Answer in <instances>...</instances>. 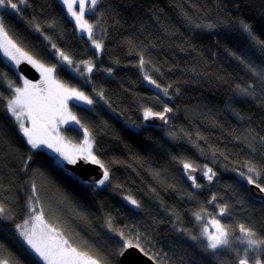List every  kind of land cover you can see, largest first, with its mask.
<instances>
[{
	"label": "trees",
	"instance_id": "16d2710c",
	"mask_svg": "<svg viewBox=\"0 0 264 264\" xmlns=\"http://www.w3.org/2000/svg\"><path fill=\"white\" fill-rule=\"evenodd\" d=\"M0 19L17 47L93 99L70 108L109 173L104 185L85 181L53 151L28 144L5 107L21 73L0 49V206L7 209L0 261L44 264L16 227L32 207L101 264H121L124 240L137 236L159 264H237L245 244L231 245L229 237V248L208 250L198 232L197 214L219 216L221 208L235 240L241 224L264 239V201L247 182L252 176L264 188V0H98L85 19L103 39L99 60L61 0H27L19 12L0 8ZM241 22L251 25V36ZM57 49L72 59V70ZM85 61L93 71L80 75L75 67L84 71ZM165 107L172 111L164 125L146 122V108ZM64 133L83 138L77 126ZM184 163L199 170L195 182ZM247 259L264 264V245Z\"/></svg>",
	"mask_w": 264,
	"mask_h": 264
},
{
	"label": "snow or ice",
	"instance_id": "6c2138e0",
	"mask_svg": "<svg viewBox=\"0 0 264 264\" xmlns=\"http://www.w3.org/2000/svg\"><path fill=\"white\" fill-rule=\"evenodd\" d=\"M26 3L27 0H0V8H10L15 12H19L20 6L25 5ZM62 3L66 6V10L70 16L74 18L75 24L78 26L79 30L82 33H86L87 38L92 41V44L97 50L102 49L103 45L99 41L93 39L94 26L85 19L86 5L89 7V11H91V9L96 7L98 0H62ZM77 7L79 8V11L76 10ZM241 27L249 34V36L252 35L251 25L241 22ZM258 42L264 44V40ZM53 47H55V45H53ZM0 48L4 50L5 55L14 61L17 66H19L22 61H27L28 64L39 70L42 76L40 83H32L30 80L21 77L23 87H15L12 97L5 98L6 110L19 123V128L27 138L28 144H30L32 148H40L43 146L52 149L57 157L58 163L61 165L65 162L68 165H77L81 160L85 164L91 163L99 165L104 171L102 178L96 181V183L98 185H104L105 182L109 180L108 170L92 152V142L89 139L90 133L88 132V129L80 124V121L74 114H72L68 107L69 100L92 105L94 103L93 99L88 95H85L84 92L79 91L76 88H70L55 79L54 67H46L44 64L33 59L32 56L17 47L15 43L8 39V33L5 30L2 19H0ZM57 53L60 60L65 62L68 70H72V59L58 49ZM83 63L85 66L84 71H81L80 67L77 66L75 67V72L80 75H84L85 72L91 73L94 65L90 61H85ZM143 65L144 60L141 58L140 66L143 67ZM145 79L150 85L160 89V85L157 84L155 80L151 79V77L145 75ZM162 91L164 95L168 94L167 88H164ZM242 91L247 94L246 89ZM99 95L103 96V93H100ZM171 111L172 109L168 107H165L162 112H153L151 108H146L143 117L145 120L153 117L165 120V114ZM25 120L30 122V127L25 126ZM69 122H71L72 126H79V128L82 129L85 139L81 145H70L65 142L64 138L59 134V126L62 124H69ZM183 167L185 170L195 171L193 166L189 163H184ZM248 171L255 172V169L249 168ZM209 173H212L210 168L207 169L204 175L211 180L212 175L215 174L212 173V175H209ZM240 175L243 176L244 173H241ZM189 178L193 180L195 179L191 175H189ZM247 182L249 184L256 183L252 176L247 177ZM256 186L264 192V188H261L259 184ZM32 188L33 193H35V184L32 185ZM127 199L137 208L140 206L135 199H131V197H128ZM6 212L7 209L4 206H0V217H4ZM31 212L33 213L30 217L31 226H29V220H25L22 224H18L16 227L26 245L44 262H46V264H100L98 260L77 252V250L72 248L66 240L60 239L58 234H56V230L50 227L44 220L42 211L39 214H36V209L32 207ZM225 213L226 208H221L219 210L220 215H224ZM200 218L199 214H197V219ZM211 223L215 227V233H210L207 229H205L203 233L207 238V249L216 250L221 247H228L230 244L228 238L229 233L220 225L219 221L213 220ZM238 231L241 235L237 237V239L240 243L245 244L246 247L244 249L245 258L239 259L237 264H249L247 252L251 249L258 250L264 245V239H257L256 233L251 228L245 227L243 224L238 226ZM120 235L123 237V232H121ZM192 238L196 239V237ZM133 249L144 256H149L148 251L141 246L138 236L135 239H125L118 255L119 257L124 258L126 255H130V252ZM0 264H8V262L0 261ZM254 264H261V261L256 259L254 260Z\"/></svg>",
	"mask_w": 264,
	"mask_h": 264
},
{
	"label": "rangeland",
	"instance_id": "374dc122",
	"mask_svg": "<svg viewBox=\"0 0 264 264\" xmlns=\"http://www.w3.org/2000/svg\"><path fill=\"white\" fill-rule=\"evenodd\" d=\"M61 2H62V0H61ZM65 6V5H64ZM66 7V6H65ZM76 10L77 11H79V8L77 7L76 8ZM92 10V9H91ZM89 12V7L86 5V7H85V17H86V15H87V13ZM68 13V12H67ZM69 14V13H68ZM69 16H70V14H69ZM71 17V16H70ZM72 18V17H71ZM72 20H74V18H72ZM74 22H75V20H74ZM76 25V24H75ZM76 27H77V30H78V32L80 33V34H82V35H84V36H86L87 37V35H86V33H82L80 30H79V28H78V26L76 25ZM98 35H100V34H98ZM98 35H96V34H94V32H93V39H95V40H97V41H99L102 45H103V39L101 38V39H99L98 38ZM101 36V35H100ZM8 39H10L11 41H12V39L10 38V36L8 35ZM90 40V39H89ZM13 42V41H12ZM90 42H91V44H92V41L90 40ZM93 45V44H92ZM93 47H94V45H93ZM95 48V47H94ZM1 49V52H2V55H3V57H4V59L6 60V62L7 63H9L11 66H13L16 70H18V66L15 64V62L14 61H12L7 55H5V53H4V50L2 49V48H0ZM95 50H96V52H97V60H99L100 59V57H101V55H102V52H103V47H102V49H100V50H97L96 48H95ZM33 59H35V58H33ZM40 62V61H39ZM41 63V62H40ZM42 64H44V63H42ZM46 67H52V66H49V65H47V64H44ZM21 77H23V78H26V79H28L27 77H25L24 75H22V74H20V78ZM54 77H55V79H57L58 81H60L61 83H63L60 79H58L57 78V76L55 75V73H54ZM29 80V79H28ZM32 83H33V81L32 80H30ZM64 85H66V86H68L67 84H65V83H63ZM18 87H23V82H22V79H21V85L20 86H18ZM155 87V86H154ZM70 88H72V87H70ZM156 88V87H155ZM157 89V88H156ZM77 90H79V89H77ZM160 90V89H159ZM79 91H81V90H79ZM83 92V91H82ZM86 95V94H85ZM72 102H74V103H76V104H79V105H84V103L83 102H77V101H74V100H69V102H68V107H69V110L72 112V114H74L76 117H77V115H76V113L70 108V103H72ZM77 119H78V117H77ZM79 120V119H78ZM69 125H71V122H69V124H62V125H60L59 126V134L64 138V140H65V142H67V143H69L70 145H81L82 143H83V140L85 139V137H84V135H83V138H82V140L80 141V142H74V140H72V139H69V138H67L66 136H65V133H64V129H65V127L66 126H69ZM25 126H29L30 127V122H28L27 120H25ZM77 127H79V126H77ZM82 130V129H81ZM83 132V131H82ZM89 132V131H88ZM89 139L91 140V142H92V152H93V154H94V142H93V138L91 137V135L89 136ZM40 148H43V149H45V150H48V151H52V149H48V148H46V147H40ZM95 155V154H94ZM56 156V155H55ZM56 158V160H57V157H55ZM58 162V161H57ZM207 169H209V168H207ZM202 172H204V170L202 171ZM206 172V171H205ZM204 172V173H205ZM209 175H212V173H209ZM203 176H204V178L205 179H207V177L203 174ZM212 177H213V175H212ZM128 197H126L125 199L129 202V200L127 199ZM131 199H134V198H132L131 197ZM130 203V202H129ZM131 204V203H130ZM40 212H37L36 211V214H39ZM33 215V213L31 212V209H29L28 211H27V213H26V215L23 217V219L21 220V222L19 223V224H22L25 220H29V226H31V221H30V217ZM44 216V215H43ZM201 218L200 219H198L197 220V225H198V232H199V235H200V237L201 238H204L205 240H207V238H206V236L205 235H203V233H204V230L205 229H207L208 230V232H210V233H215V227L213 226V224L211 223L213 220H216V221H219V223H220V225L221 226H223L224 228H225V230L229 233V237H232V239L234 240V243H232L231 241H230V239H229V241L231 242V245H234L235 244V242L237 241L238 242V239H234V237L232 236V229H231V231L224 225V223H223V221H222V219L220 218L221 217V215H219V216H210L209 214H207V213H202L201 215H199ZM210 217V218H206V217ZM44 220L46 221V223L50 226V227H52V228H54L55 230H56V234H58V236H59V238L60 239H63V240H66L67 242H68V240L62 235V233L59 231V230H57L55 227H53L47 220H46V218L44 217ZM228 237V238H229ZM22 238V240H23V237H21ZM24 241V240H23ZM68 244L72 247V248H75V247H73L69 242H68ZM231 247V246H230ZM221 248H224V247H221ZM227 248H229V247H227ZM76 249V248H75ZM219 249V248H218ZM245 249V248H244ZM244 249H242V251L244 250ZM77 250V252H79V253H81V254H84V255H86V256H88V257H90V258H92L91 256H89V255H87V254H85V253H83V252H81V251H79L78 249H76ZM241 251V252H242ZM241 252H240V255H241V257L242 258H245V256H243L242 254H241ZM35 254V253H34ZM36 255V254H35ZM44 264H46V262H44L38 255H36ZM92 259H94V258H92ZM96 260V259H95ZM252 263V262H251ZM9 264V263H8ZM101 264V263H100Z\"/></svg>",
	"mask_w": 264,
	"mask_h": 264
},
{
	"label": "water",
	"instance_id": "95a60500",
	"mask_svg": "<svg viewBox=\"0 0 264 264\" xmlns=\"http://www.w3.org/2000/svg\"><path fill=\"white\" fill-rule=\"evenodd\" d=\"M18 71L31 80H36L40 76L39 71L32 65L28 64L27 61L21 62V64L18 66ZM169 113L170 112L165 114V120H161L158 117H153L146 120V122L151 124L164 125ZM65 166L66 168L77 174L81 179L89 182H96L101 179L104 171L102 168H100L99 165L91 163L85 164L82 160L78 162L77 165H68L67 163H65ZM193 168L195 169V171L186 170L188 175L195 176L199 173V170L197 168ZM208 184H211V180L209 179ZM257 184L258 183L250 184V190L254 197L264 201V192H262L260 188L256 186ZM260 187L263 188L261 185ZM120 262L121 264H159L155 259H153L150 254L149 256H144L135 249L131 250L130 255H126L124 258L120 257ZM249 264L253 263L249 262Z\"/></svg>",
	"mask_w": 264,
	"mask_h": 264
},
{
	"label": "flooded vegetation",
	"instance_id": "af4514ba",
	"mask_svg": "<svg viewBox=\"0 0 264 264\" xmlns=\"http://www.w3.org/2000/svg\"><path fill=\"white\" fill-rule=\"evenodd\" d=\"M39 71V70H38ZM39 73H40V71H39ZM22 74V73H21ZM23 75V74H22ZM26 77V76H25ZM29 79V78H28ZM29 80H31V79H29ZM42 80V76H41V73H40V76H39V78L38 79H36V80H32L33 81V83H40V81ZM199 174V173H198ZM192 182H193V179H192ZM194 182H195V180H194Z\"/></svg>",
	"mask_w": 264,
	"mask_h": 264
}]
</instances>
